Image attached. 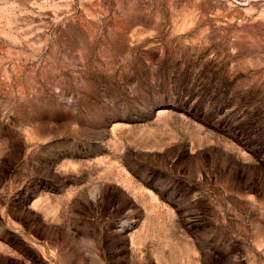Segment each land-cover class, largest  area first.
<instances>
[{"label":"rangeland","instance_id":"obj_1","mask_svg":"<svg viewBox=\"0 0 264 264\" xmlns=\"http://www.w3.org/2000/svg\"><path fill=\"white\" fill-rule=\"evenodd\" d=\"M0 264H264V0H0Z\"/></svg>","mask_w":264,"mask_h":264}]
</instances>
